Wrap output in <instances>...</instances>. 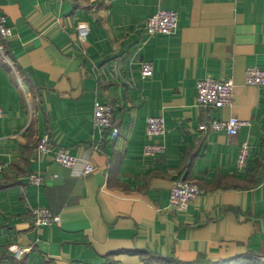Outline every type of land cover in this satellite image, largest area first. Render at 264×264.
Returning a JSON list of instances; mask_svg holds the SVG:
<instances>
[{"label": "crops", "instance_id": "1", "mask_svg": "<svg viewBox=\"0 0 264 264\" xmlns=\"http://www.w3.org/2000/svg\"><path fill=\"white\" fill-rule=\"evenodd\" d=\"M160 10L178 29L149 38ZM2 16L13 37H0V264H264V87L245 85L247 68L264 70V0H0ZM206 78L233 82L232 107L198 106ZM97 100L113 107L115 140L93 125ZM150 117L166 128L155 159L144 155ZM236 117L250 124L237 136L199 129ZM46 134L73 168L38 155ZM180 179L201 194L173 212ZM38 207L60 223L34 227ZM17 247L30 252L16 260Z\"/></svg>", "mask_w": 264, "mask_h": 264}, {"label": "built area", "instance_id": "2", "mask_svg": "<svg viewBox=\"0 0 264 264\" xmlns=\"http://www.w3.org/2000/svg\"><path fill=\"white\" fill-rule=\"evenodd\" d=\"M61 2H73L74 0H59ZM178 14L175 11L160 10L152 17L148 18L144 23L143 30L147 37L166 36L175 33L178 29ZM90 34L88 27H82L79 30V40L86 42ZM0 37L8 41L13 37L11 28L7 26V19L5 16L0 17ZM0 54L5 57V47L0 45ZM140 74L142 79L151 78L154 74V67L151 63H142L140 66ZM102 78H98V86L101 87L103 83ZM246 86L264 87V70L258 67H249L245 74ZM234 84L231 81H221L213 78H206L198 82L197 90V104L205 108H215L217 110L232 107L234 100ZM3 115L0 107V118ZM92 122L96 130L100 132L109 133L113 140L120 135L119 128L114 125L113 107L108 102L97 100L94 104V112ZM250 125L248 122L242 121L239 118H230L229 120L212 119L200 126V131L203 132H226L229 136H237L239 131ZM165 121L162 117H150L147 120V137L149 143L144 148V155L147 158L155 159L164 154L165 147L160 144L152 143L155 138L165 135ZM37 153L40 156L53 153L57 164L65 168H73L78 159L61 150H56L53 147L49 135L42 136L37 143ZM252 154V147L246 142L243 143L239 150L238 169L243 170L247 166V162ZM5 165L0 161V172L5 170ZM93 172L92 165L88 162L85 167V174ZM45 181L43 174H30L27 176V183L32 186L40 187ZM264 184V176L262 179ZM201 194L198 185L189 180H177L173 183L169 205L173 212L185 211L188 206ZM32 224L39 228L60 223V217L54 215L47 208L32 209ZM30 249L17 247L13 251L16 260L22 259Z\"/></svg>", "mask_w": 264, "mask_h": 264}]
</instances>
